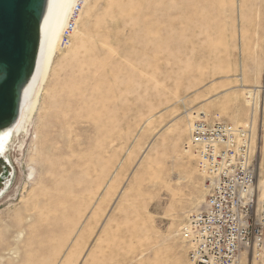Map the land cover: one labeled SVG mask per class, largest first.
I'll return each mask as SVG.
<instances>
[{
  "label": "rangeland",
  "instance_id": "374dc122",
  "mask_svg": "<svg viewBox=\"0 0 264 264\" xmlns=\"http://www.w3.org/2000/svg\"><path fill=\"white\" fill-rule=\"evenodd\" d=\"M82 7L0 182V264H184L192 124L251 127L264 177V0Z\"/></svg>",
  "mask_w": 264,
  "mask_h": 264
},
{
  "label": "built area",
  "instance_id": "2783aa9c",
  "mask_svg": "<svg viewBox=\"0 0 264 264\" xmlns=\"http://www.w3.org/2000/svg\"><path fill=\"white\" fill-rule=\"evenodd\" d=\"M82 5L83 0L76 1L63 44L69 42ZM190 143L208 192L183 228L189 263L242 264L250 255V264H264V177L251 127L196 121Z\"/></svg>",
  "mask_w": 264,
  "mask_h": 264
},
{
  "label": "water",
  "instance_id": "95a60500",
  "mask_svg": "<svg viewBox=\"0 0 264 264\" xmlns=\"http://www.w3.org/2000/svg\"><path fill=\"white\" fill-rule=\"evenodd\" d=\"M47 5L48 0H0V132L19 117L24 90L36 69ZM1 159L9 165L0 154ZM7 165L0 182L12 173Z\"/></svg>",
  "mask_w": 264,
  "mask_h": 264
},
{
  "label": "bare ground",
  "instance_id": "6f19581e",
  "mask_svg": "<svg viewBox=\"0 0 264 264\" xmlns=\"http://www.w3.org/2000/svg\"><path fill=\"white\" fill-rule=\"evenodd\" d=\"M76 1L77 0H48L46 13H45V16H44V19L42 22L41 42H40L39 54H38V58H37L36 69H35V72L31 78L30 82L28 83V85L26 86V88L24 90L23 97H22V106H21L20 114H19L17 121L10 128H8L6 131L0 132V149L2 148V146H6V149L9 146H13V150L16 149V151H17L18 145L20 143H22V141H23L22 139L24 138L25 135H27L25 133L28 130V126L31 122L33 113L35 112V110L37 108L39 96H40L42 89L44 88V84L46 82V78L48 75L49 68H51L50 65L52 64V59H53L54 53L59 50V46L62 43L63 32H64L65 28L67 27L68 22L71 20V17L73 14V9H74V6L76 4ZM113 3H114V1H113ZM131 5H132V3H131ZM82 6H81V9L83 8ZM81 9H80V11H81ZM119 14H120V12H119ZM77 18H79V17H77ZM76 21H78V20L77 19L75 20V27H74L73 31L77 28L76 27L77 26ZM101 47H103V45H101ZM105 48H106V46H105ZM88 49H90V48H88ZM108 51L109 50H107L106 53H109ZM102 54H104V53H102ZM104 55L107 56L108 54H104ZM91 60H92V63L94 64L95 67L102 65V63L100 61L96 62V59L95 60L91 59ZM94 71H96V70H94ZM189 131H191V129ZM0 151H2V150H0ZM259 169H260V167H259ZM3 195H4L3 193L0 194V198H2ZM246 261L248 262V264H250V255H246L245 260L242 259V264H245ZM184 264H192V263H189V260L186 258V261Z\"/></svg>",
  "mask_w": 264,
  "mask_h": 264
},
{
  "label": "flooded vegetation",
  "instance_id": "af4514ba",
  "mask_svg": "<svg viewBox=\"0 0 264 264\" xmlns=\"http://www.w3.org/2000/svg\"><path fill=\"white\" fill-rule=\"evenodd\" d=\"M2 151H0V154L3 156V157H6V159L11 162L12 161V157L13 155H15L13 153V146H9L7 149H6V146H2V148L0 149ZM11 158V160H10ZM13 163V162H12ZM7 165L6 162H4L3 159L0 160V172L2 171V166H5ZM14 167V166H13ZM7 170H8V167H7ZM11 178L8 180L7 184H10L12 182V179L15 175V168H13V171L11 173ZM13 192V190H10L8 191L7 193H4V190L0 191V194H4L3 197L0 199V201L2 200H5L6 198H8L10 196V194Z\"/></svg>",
  "mask_w": 264,
  "mask_h": 264
}]
</instances>
